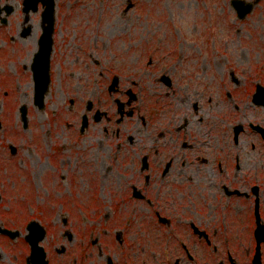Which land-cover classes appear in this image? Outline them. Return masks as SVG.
<instances>
[{"label": "flooded vegetation", "instance_id": "af4514ba", "mask_svg": "<svg viewBox=\"0 0 264 264\" xmlns=\"http://www.w3.org/2000/svg\"><path fill=\"white\" fill-rule=\"evenodd\" d=\"M43 10L41 1L33 11L29 0H0L1 110L14 97L4 88L38 49L30 41H39ZM202 33L186 45L201 55L210 47ZM111 62L97 94L94 80L85 103L71 101L67 127L82 140L74 162L57 142L50 156L26 161L2 124L0 264H264V57L248 76L219 56L129 77ZM94 158L98 174L86 172ZM36 191L44 195L33 200Z\"/></svg>", "mask_w": 264, "mask_h": 264}, {"label": "rangeland", "instance_id": "374dc122", "mask_svg": "<svg viewBox=\"0 0 264 264\" xmlns=\"http://www.w3.org/2000/svg\"><path fill=\"white\" fill-rule=\"evenodd\" d=\"M129 5L132 8L126 11ZM38 16H31L34 32L40 26ZM236 16L231 0H57L56 62L50 90L45 95V108L41 110L34 103L35 83L28 72L35 56L32 49L12 88H4L5 92L11 91L9 96L14 93V97L1 101L5 107L1 118L13 131L11 140L24 148L20 156L28 162L44 159L51 154L47 151L51 142H57L67 148L62 159L70 157L74 162L72 147L79 137L67 127L75 117L71 101L76 98L78 103H85L82 98L87 96L94 80V94L98 93V87L103 84L98 73L108 71V61H118L111 63H117L116 70L121 76L129 77L136 71L143 75L141 70L162 74L171 66L189 71L204 58L212 62L219 56L227 70L235 67L240 73L243 69L242 75L248 76L250 64L264 57V0L243 22ZM195 27L197 33L203 31L210 46L202 55L186 46L198 38ZM31 44L36 50L38 39L33 37ZM68 51H72L74 59L78 58L77 62L65 57ZM149 61L154 62L153 66L147 65ZM16 71L9 69L11 75ZM2 77L7 84L6 75ZM24 105L28 109L27 129L23 128L19 111ZM101 167V158H94L92 170L86 172L98 174ZM63 169L69 170L67 164ZM95 187L99 188L97 181ZM36 192L31 194L33 200L44 195Z\"/></svg>", "mask_w": 264, "mask_h": 264}, {"label": "water", "instance_id": "95a60500", "mask_svg": "<svg viewBox=\"0 0 264 264\" xmlns=\"http://www.w3.org/2000/svg\"><path fill=\"white\" fill-rule=\"evenodd\" d=\"M233 6L237 8L239 11V16L244 18L247 16L249 13L252 12L253 10V5L251 4H246L244 1L240 0H233L231 1ZM258 2V1H257ZM256 2V3H257ZM131 8L128 6L127 10ZM55 1L54 0H49L48 1V9L45 11L44 18L46 22H49V26L45 29V34L42 38L41 46L43 49L46 48L47 50H50L51 46V36H52V31H53V26H54V16H55ZM42 54L41 56H37L36 58V63L34 64V70L36 72V103L43 107L44 105V96L46 91L48 90V84H49V75L46 74L48 72L47 66H44L45 64H42ZM40 60V61H39ZM46 74V75H45ZM22 113H23V120L26 123L27 122V111L26 108H22Z\"/></svg>", "mask_w": 264, "mask_h": 264}]
</instances>
